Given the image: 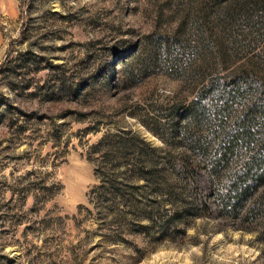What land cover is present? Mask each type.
<instances>
[{"label":"rangeland","instance_id":"374dc122","mask_svg":"<svg viewBox=\"0 0 264 264\" xmlns=\"http://www.w3.org/2000/svg\"><path fill=\"white\" fill-rule=\"evenodd\" d=\"M118 133L160 154L131 203L99 191ZM263 175L264 0H0V264H264Z\"/></svg>","mask_w":264,"mask_h":264},{"label":"trees","instance_id":"16d2710c","mask_svg":"<svg viewBox=\"0 0 264 264\" xmlns=\"http://www.w3.org/2000/svg\"><path fill=\"white\" fill-rule=\"evenodd\" d=\"M137 143L141 145V152L147 151L152 156L150 163L153 162L152 161L153 158L155 159L157 157H160V154H158V152L155 149L145 146L143 142L137 140L136 136L125 133H121V134L118 133V134H111L104 136L97 143V145L93 147V152H95L97 155L99 154L103 160V162L99 164L97 163L99 179L101 183H103L99 191L103 192V191L111 190L117 192L120 198H122V200L124 201H126V198L130 196L131 193H126L125 189L123 188V185L118 181V178L120 176L121 178H123L124 176L127 178V180H129V183L130 180H137ZM143 145L145 146V148L142 147ZM217 154L218 156H221L224 162H228L229 157H232L234 155V150L231 147H225L224 149H221V151H217ZM125 163H127V165H124V167L127 166V168L125 167V170L122 173H120L119 172L120 167ZM151 165H152L151 168L153 170V173H158L157 169H155V164L152 163ZM106 166L109 167H107L106 169ZM187 172L191 173L192 171L191 169L188 168ZM145 181H148V179L145 178ZM259 182L264 183V175L260 177ZM131 189L132 186L131 187L128 186L126 188V190L128 191H131ZM253 190H254L253 187L247 186L245 188H241L239 186L237 190L239 193H235L234 197H230L231 203H229V206H231V214L233 216L238 217L242 211L244 210L248 211V205L250 201L254 197H256L257 194V193H253L252 192ZM255 191H257V189ZM171 194L172 193H168L167 195L172 196ZM261 196H263V193H259L257 198H261ZM115 197L117 196L115 195ZM186 197L179 202L180 204H182L183 207L181 210L175 211L176 213L174 214L173 216L174 218L172 219V221L178 223H184L188 219L194 218L195 216L199 215L200 209L204 213L208 211L209 207L206 203L203 202L198 203L196 200H193L191 197H189L190 199H187ZM114 199L115 198H113V201H115ZM131 201L132 200H128L126 202L131 203ZM89 203L92 204V209H93V210L88 209V212L91 215H94L95 214L94 212H96V215H98V217H104L105 214H107L105 211H103L102 207H97L90 200ZM172 203L174 204L175 202ZM128 210L129 211H127L126 213H128L131 217H134L135 219L140 218L137 216V213L135 212L134 209H130V207H128ZM124 213L122 211L116 213L117 219L123 220ZM258 213L260 214L259 209H257V214Z\"/></svg>","mask_w":264,"mask_h":264}]
</instances>
